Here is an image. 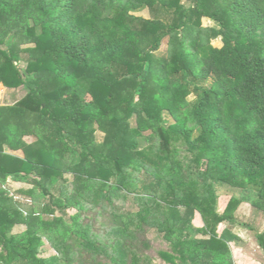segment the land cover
Returning <instances> with one entry per match:
<instances>
[{
    "label": "trees",
    "instance_id": "obj_1",
    "mask_svg": "<svg viewBox=\"0 0 264 264\" xmlns=\"http://www.w3.org/2000/svg\"><path fill=\"white\" fill-rule=\"evenodd\" d=\"M0 83V264H264V0H0Z\"/></svg>",
    "mask_w": 264,
    "mask_h": 264
},
{
    "label": "rangeland",
    "instance_id": "obj_2",
    "mask_svg": "<svg viewBox=\"0 0 264 264\" xmlns=\"http://www.w3.org/2000/svg\"><path fill=\"white\" fill-rule=\"evenodd\" d=\"M137 15H142L144 17H148L149 13H148L147 10L144 9V10L138 12ZM213 24L214 23L212 21H210V20H206V19L203 20V25L210 26V25H213ZM165 42H166V39H164L163 42H162V47L163 48L165 47ZM214 45L219 46L220 45V40L219 39L215 40L214 41ZM8 95H9V93L7 91L5 92L4 88L1 86L0 87V103ZM131 121H132V123L134 122L133 119H131ZM102 135L103 134L101 132L97 131L96 132L97 140L101 141L102 140ZM7 183L11 186L10 188L12 190L22 186L21 184H15L12 181H7ZM121 196H124V194H118L117 196L115 195L114 199H116V198L119 199V197H121ZM16 199H19L21 203H27L28 202V199H26L24 197H21L19 195H17ZM227 199H228V197H221L220 198V203H219V205H220L219 209L220 210H222L225 207V205L227 203ZM73 212H74V210H69L68 211V213H73ZM259 220L260 219H258V224H259ZM256 225H257V223H256ZM13 229H14L13 230L14 232H17V231L20 232L19 230H21L22 228L21 227L18 228V226H16ZM259 229H260V232L264 230V221L262 223V226ZM237 232H238L239 235L242 236L243 239L241 241L230 242L229 245H230V248L232 249L233 254L235 256H237V259L239 260V262L241 264H263V259L258 257L257 254H256L260 250H257L256 245H254L255 243H254L253 236H252L251 232L243 230V229H238ZM147 237L149 239H151L152 246L154 248H158V247H162L163 246V245L159 246L160 239H156V237H157L156 233L150 232L147 235ZM247 246H249V247L247 248ZM47 248H48V246H45V247L42 248V249H44V251L42 252L44 256L49 255L50 253H53L51 249H49V248L47 249ZM240 256L242 257V261L240 259Z\"/></svg>",
    "mask_w": 264,
    "mask_h": 264
},
{
    "label": "crops",
    "instance_id": "obj_3",
    "mask_svg": "<svg viewBox=\"0 0 264 264\" xmlns=\"http://www.w3.org/2000/svg\"><path fill=\"white\" fill-rule=\"evenodd\" d=\"M2 86V84L0 83V87ZM3 87V86H2ZM4 88V87H3ZM195 222H196V224H200V219H199V217H197V215H196V217H195ZM237 230H238V228L237 229H235V231H236V233L238 234V232H237ZM247 231V230H246ZM239 235V234H238ZM239 236H241V235H239ZM242 237V236H241Z\"/></svg>",
    "mask_w": 264,
    "mask_h": 264
}]
</instances>
